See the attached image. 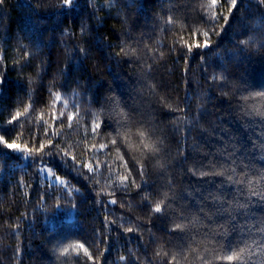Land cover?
I'll return each instance as SVG.
<instances>
[{
	"label": "trees",
	"instance_id": "16d2710c",
	"mask_svg": "<svg viewBox=\"0 0 264 264\" xmlns=\"http://www.w3.org/2000/svg\"><path fill=\"white\" fill-rule=\"evenodd\" d=\"M228 2L4 0L0 264H264V3Z\"/></svg>",
	"mask_w": 264,
	"mask_h": 264
},
{
	"label": "snow or ice",
	"instance_id": "6c2138e0",
	"mask_svg": "<svg viewBox=\"0 0 264 264\" xmlns=\"http://www.w3.org/2000/svg\"><path fill=\"white\" fill-rule=\"evenodd\" d=\"M3 2H4V0H0V5H2ZM236 2H237V0H230V2L227 3V7H228V10L229 11H231V9L236 6ZM62 3H63L64 6H66L68 8H75L77 6L76 0H62ZM212 3L215 5L216 0H212ZM261 3H264V0H261ZM213 19H215V17H213ZM85 30H86V26L85 25H82L81 26V31L83 32ZM203 36L204 37H208V33L207 32H203ZM187 47H188V50L191 51L193 45L189 44V45H187ZM195 47H197V48H199V47H209V40L208 39H204V41H203L202 44L201 43H196L195 44ZM121 51H124V49L122 48ZM125 54H128V53H125ZM219 78L220 79H225V77H223V76H221ZM215 79H217V77L216 76H213V80H215ZM0 94H2V89H0ZM259 95L264 96V93H260ZM59 98L60 97L57 95L56 96V99H59ZM14 119H15V117H13V120ZM69 119H72V117H69ZM12 122H13L12 120L9 121V123H12ZM99 128H100L99 121L98 120H94L93 127H92L93 134H96V132H97V130ZM139 135L142 138V142H143V137L145 136L144 131H140L139 132ZM0 140H3V137H0ZM112 143H115V140H113ZM161 143H162V141H161ZM5 144H6V147L8 149H12V150H19L20 149V146L17 145V144L7 143L6 141H5ZM44 147H45V145L43 143H41L39 149H36V151L37 152H41L44 149ZM100 147L101 148H104L105 145H101ZM144 147L145 148H149V145L148 144H145ZM151 150L152 151H159V149L158 148H155V147H152ZM41 162H43V157H41ZM85 167H89L90 170H92L89 165H85ZM40 171L43 172L44 169H41ZM192 171H193V175H195L196 174V170L194 169ZM208 171L212 172V174H214V175L215 174L223 175V173H216L215 172V168L212 167V166H209ZM207 174H208V172H200V175L201 176H204V175H207ZM140 175H143V169L142 168H141V171H140ZM120 179H121V182L123 183V182L127 181L128 177L127 176H123ZM229 179H231V178L229 177ZM133 183H135V180H133ZM240 183H242V181ZM262 199H264V197H262ZM112 203H115V201H112ZM153 211L156 212V213L161 212L162 211L161 204L158 203L155 206V208L153 209ZM181 227H182L181 225H176V228H178V229L181 228ZM129 231H131V229H129ZM73 247H77V246H73ZM78 247L79 248H84V245L83 244H80V245H78ZM67 251H68V248L62 249V252L63 253H66ZM85 251H87V250L85 249ZM243 251H244L243 249H240L239 251L233 252L232 255H228V256L222 257V259H226L228 261L241 260L242 259V253H243ZM89 258H91V257H89ZM121 259H124V257H121ZM173 259L175 260L176 257H173Z\"/></svg>",
	"mask_w": 264,
	"mask_h": 264
},
{
	"label": "rangeland",
	"instance_id": "374dc122",
	"mask_svg": "<svg viewBox=\"0 0 264 264\" xmlns=\"http://www.w3.org/2000/svg\"><path fill=\"white\" fill-rule=\"evenodd\" d=\"M52 180H59L57 177H51Z\"/></svg>",
	"mask_w": 264,
	"mask_h": 264
}]
</instances>
